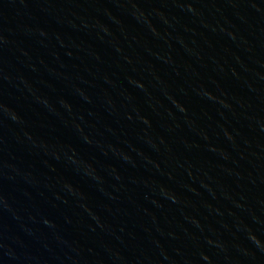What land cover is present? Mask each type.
I'll use <instances>...</instances> for the list:
<instances>
[{"label":"water","instance_id":"95a60500","mask_svg":"<svg viewBox=\"0 0 264 264\" xmlns=\"http://www.w3.org/2000/svg\"><path fill=\"white\" fill-rule=\"evenodd\" d=\"M0 264H264V0H0Z\"/></svg>","mask_w":264,"mask_h":264}]
</instances>
